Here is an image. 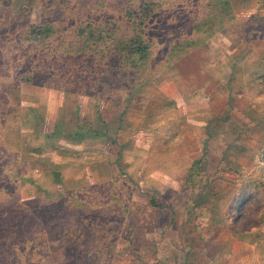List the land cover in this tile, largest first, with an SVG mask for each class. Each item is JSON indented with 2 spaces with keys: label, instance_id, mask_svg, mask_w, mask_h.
I'll return each mask as SVG.
<instances>
[{
  "label": "rangeland",
  "instance_id": "rangeland-1",
  "mask_svg": "<svg viewBox=\"0 0 264 264\" xmlns=\"http://www.w3.org/2000/svg\"><path fill=\"white\" fill-rule=\"evenodd\" d=\"M129 1L0 0V264H264V187L228 222L245 177L262 180L264 47L247 34L264 0H230L225 29L173 55L189 19L177 8L206 1L153 0L152 45L134 57ZM86 18L119 30L85 45ZM48 21L56 34L29 42ZM77 129L96 135L75 143ZM59 134L105 159L56 164Z\"/></svg>",
  "mask_w": 264,
  "mask_h": 264
},
{
  "label": "trees",
  "instance_id": "trees-1",
  "mask_svg": "<svg viewBox=\"0 0 264 264\" xmlns=\"http://www.w3.org/2000/svg\"><path fill=\"white\" fill-rule=\"evenodd\" d=\"M133 0H130L129 3H131V7L128 10V13L126 16H129L131 19V25H134L135 30L133 32L134 37L131 38L128 41L122 42L123 46L125 47V50H129V54L131 56L140 55L144 53L149 47H151V37H150V29H148L149 26H151L155 20L156 16V8H158L159 4L155 3L153 0L150 1H138L136 3ZM203 0H197V4H199ZM206 2L198 9L196 7H199V5L193 7L194 3H186L182 2L180 8H177L179 12H183L182 14L186 13L189 16V19L182 20L181 23H184L182 26L183 31L181 33L180 40L176 41L175 39H172L167 45L170 47L174 44H176L175 48L172 49L171 54L179 53L181 48L183 50H190L193 47H195L197 44H199V41L197 38H204V40H207L211 38L212 36L220 33L227 24L229 23V20H231L234 17L232 4L230 3V0H205ZM128 3V4H129ZM137 6L135 10L132 9V7ZM189 8H195L193 12L190 11L187 12ZM196 12H203L204 15L202 16V21L195 24L194 17L191 16L192 14ZM255 19H251V22L254 23V25L249 27V31L251 32H257V31H264V16L262 15H254ZM252 17V18H253ZM101 20V21H100ZM113 24V26L111 25ZM83 25L87 24V27L85 30H83L80 35L85 36L88 34V40L85 42V45L88 44L90 39H95L99 41H104L107 39L109 42L110 39H112L113 35L117 33L119 30L116 20L110 18H99L97 21H95V24L92 23L91 20L87 19L85 22H82ZM256 24V25H255ZM75 28V25H73ZM30 32L28 35L30 38H28L29 42L36 43L38 45L44 44L45 41L56 34V27L52 22H47L43 26L34 27V29ZM78 30H75V32ZM259 37L263 38V33H258ZM151 39V40H150ZM105 44V43H104ZM94 46V47H93ZM98 45L95 43L92 45V52L96 51L98 48ZM98 51V50H97ZM97 51L95 53H97ZM93 56V55H92ZM225 66V65H224ZM223 68H226L224 67ZM25 80V78L23 79ZM27 81V79H26ZM254 87H258L260 96H264V75L259 76L255 82ZM255 96V95H254ZM257 99V97L255 96ZM262 99V98H260ZM264 100V99H263ZM22 125V124H21ZM21 125H19V128L21 130ZM96 135L94 132H90L89 130L84 129V131L77 129L76 131H73L69 136L68 139H71L72 141L76 142L79 139L88 138L91 136ZM52 153L50 158L56 163V164H69L71 166H79V167H88L93 162H97L99 160L105 159V155H102L99 159L92 158L93 151H78V150H71L66 149L61 144H53L52 146ZM58 152V153H57ZM89 156V157H88ZM61 157V158H60ZM102 158V159H101ZM259 163L257 166H259L262 180L259 182L257 178L258 173V167L254 171L253 176L245 177L244 184L240 185L239 190L234 195L232 201H231V210L229 211L228 216V222H230L231 227H233V221L238 222L240 218V214H238L241 209L247 208L250 204V202H256L259 203L261 201L260 199L256 200L257 195H260L261 189L264 187V155L259 159ZM16 175L18 176V180L24 181L31 186L33 185V176L29 175H22L21 172H17ZM193 174H191L192 176ZM28 176V177H27ZM249 180V181H248ZM18 181V182H19ZM73 195L72 192L67 191L65 192L64 197ZM70 200V199H69ZM109 206V204H107ZM234 229V227H233ZM234 232V230H232ZM67 234V232L65 233Z\"/></svg>",
  "mask_w": 264,
  "mask_h": 264
},
{
  "label": "crops",
  "instance_id": "crops-1",
  "mask_svg": "<svg viewBox=\"0 0 264 264\" xmlns=\"http://www.w3.org/2000/svg\"><path fill=\"white\" fill-rule=\"evenodd\" d=\"M247 8H248V6H247ZM248 35V38L250 37V39H253L254 41H253V43L252 44H256V48H257V50H258V52H259V54H261L260 56H262L263 54H262V50H263V47H264V37L263 38H261V37H259V34H258V32H250L249 34H247ZM249 39V40H250ZM256 42V43H255ZM261 52V53H260ZM262 59H264V57H261ZM215 60V59H214ZM217 60V59H216ZM263 61V60H262ZM223 62V61H222ZM264 62V61H263ZM224 65H225V63H223ZM228 66V65H227ZM226 65H225V67H227ZM229 67V68H228ZM227 67V70L229 71V69L230 70H232L233 69V65L232 66H228ZM225 72H226V69H225ZM261 75H264V71H261V73H258L257 75H256V78H255V80L259 77V76H261ZM255 80H254V82H255ZM254 84V83H253ZM64 124L65 123H63V122H61L60 124H59V126H58V128H57V130H59V132H62L61 131V129H62V127L64 126ZM64 132V131H63ZM62 132V133H63ZM60 136H59V139H57L56 140V142H58L59 141V143L62 145L63 144V142H64V140L62 139V134H59ZM88 138H90V137H88ZM88 138H83V140H82V142H85ZM60 139H62V140H60ZM63 141V142H62ZM66 141V140H65ZM72 142H74V141H72ZM79 141H76L75 143H78ZM80 143V142H79ZM71 145V144H70ZM72 146V145H71ZM85 151V150H84ZM92 167V165H90V166H88V168H91ZM88 168H87V170H88Z\"/></svg>",
  "mask_w": 264,
  "mask_h": 264
}]
</instances>
